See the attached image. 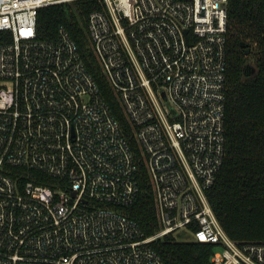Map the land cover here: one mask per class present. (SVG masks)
Listing matches in <instances>:
<instances>
[{
    "label": "built area",
    "instance_id": "built-area-1",
    "mask_svg": "<svg viewBox=\"0 0 264 264\" xmlns=\"http://www.w3.org/2000/svg\"><path fill=\"white\" fill-rule=\"evenodd\" d=\"M75 1L0 0V264H163L151 243L184 234L212 264H264L206 194L225 157L228 0H97L87 20L153 188L152 237L125 213L139 166L76 44L37 38L39 9Z\"/></svg>",
    "mask_w": 264,
    "mask_h": 264
},
{
    "label": "trees",
    "instance_id": "trees-1",
    "mask_svg": "<svg viewBox=\"0 0 264 264\" xmlns=\"http://www.w3.org/2000/svg\"><path fill=\"white\" fill-rule=\"evenodd\" d=\"M100 8L97 0L41 8L37 15V38L56 42L60 29H64L76 44L139 166V193L125 213L139 225L145 237H152L160 227L144 158L90 46L87 20L90 13ZM227 14L225 157L206 194L231 239L264 242V0H228ZM41 178L44 177L40 173L29 171V180L51 186ZM151 246L163 264H212V245L181 242L166 235Z\"/></svg>",
    "mask_w": 264,
    "mask_h": 264
},
{
    "label": "rangeland",
    "instance_id": "rangeland-1",
    "mask_svg": "<svg viewBox=\"0 0 264 264\" xmlns=\"http://www.w3.org/2000/svg\"><path fill=\"white\" fill-rule=\"evenodd\" d=\"M181 242H191L192 238L188 234L181 235L180 237Z\"/></svg>",
    "mask_w": 264,
    "mask_h": 264
},
{
    "label": "water",
    "instance_id": "water-1",
    "mask_svg": "<svg viewBox=\"0 0 264 264\" xmlns=\"http://www.w3.org/2000/svg\"><path fill=\"white\" fill-rule=\"evenodd\" d=\"M249 53V50H246V54H248Z\"/></svg>",
    "mask_w": 264,
    "mask_h": 264
}]
</instances>
